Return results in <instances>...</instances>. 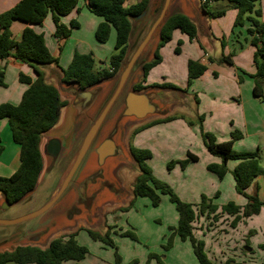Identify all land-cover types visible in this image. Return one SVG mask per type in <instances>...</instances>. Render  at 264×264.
Here are the masks:
<instances>
[{
	"label": "crops",
	"instance_id": "crops-1",
	"mask_svg": "<svg viewBox=\"0 0 264 264\" xmlns=\"http://www.w3.org/2000/svg\"><path fill=\"white\" fill-rule=\"evenodd\" d=\"M20 1L21 0H0V15L13 8ZM139 1L140 0H135L129 4H127L126 1L125 5L131 6ZM161 3L162 0L150 1L149 10L146 11V15L143 17L142 27L133 31V35L129 42L127 56L134 51L148 31L152 24L155 11ZM78 8L79 10L75 9L61 20V22L67 27H70L73 22H76L78 25L72 30L70 37L66 40L59 39L55 36L56 27L52 14L47 16L43 25L33 26L36 33L44 36L46 45L51 54L58 58V65H46L41 67V71L44 73V79L46 83L51 84L58 89L61 99L66 102V106L61 110L60 119L57 125L50 131L44 133L41 138L40 150L44 162V168L38 184L42 187L50 185L58 175L59 170L65 164L73 147L80 142L82 136L88 129L91 120L107 98L115 82V78H113L89 89V91L98 89V94L92 105L87 109H84L83 107L84 110H82L79 99H77V94L81 92L78 86L75 84H67L62 81V70H66L69 67L76 53L91 54L94 58L100 59V52L96 53L94 51L96 46L93 43V39L97 27L103 19L91 13L86 8L84 0H79ZM255 9L261 12L260 20L264 21V0H260ZM173 13L183 14L195 23L198 29L197 38L191 40L180 30H175L170 42L158 50V44L160 42L159 34L144 52V60L141 58L140 67L135 71L129 82V84H131V92L148 95L151 102L156 107L155 113L147 115L143 119H139L134 115H126L125 104V106L121 107L119 112L116 113L114 120L110 123L109 120L108 122H105L100 134L101 139L98 144L118 127L117 134L120 137L126 135V142L129 149L134 130L146 126L153 121L164 120L178 115L184 117V119L185 117H188L192 121L195 120L199 122L200 117H203L201 123L203 130L212 133L216 137V141L219 143L229 141L233 132H240L242 137L234 142V150H237L240 153L259 151L261 156V167L264 170V104L261 102L264 99H259L254 96L253 89L255 86V80L251 77L257 72L254 63L256 48L250 42V35L246 34V31L243 28L234 27L238 13L237 10L229 9L224 16L211 19L208 18L206 13L202 10L200 0H173L167 16ZM248 23L251 25L250 22ZM85 24L88 25L87 29H85ZM26 26L27 24L21 21L13 22L11 31L15 40L21 39ZM84 30L88 32V35L83 33ZM73 39L77 40V43L74 45L72 44ZM178 42L182 44L181 49L179 48V53L177 52V49H175ZM174 51L176 52L175 54ZM156 52L161 56L162 61L148 72L146 82H142L144 77L142 66L145 63L153 61ZM223 55L230 57L233 65L220 63L219 59ZM170 59L173 60L174 68L180 70L183 82L186 80L187 83L188 62L190 60L198 61L207 67L205 73L201 77L195 79L192 83L193 88L197 91L191 92L190 90H187L186 92H183V94L180 95L182 98H175L176 102H171L170 99L164 95L165 89L154 87L153 83H151L154 82V80H157L156 78H159L160 82H172L169 81L171 80L170 78H177L178 72L176 70L164 68L166 61ZM100 62V66H95L96 69L109 67V65H105L103 61ZM0 70H4L5 83V86L0 87V105H18L22 100L23 94L28 89V85L20 81V75L23 74L34 81L37 79L36 72L29 65L16 60L13 57L0 59ZM141 82L146 89L141 92L135 91L133 87ZM261 87L264 98V80H261ZM198 88H200V91H198ZM191 97L193 99H191L190 103ZM184 98H186V101L188 102L187 104H185L186 102L183 100ZM186 112L191 113L192 115L189 116ZM120 116H123L122 119L119 118ZM184 119L178 118L175 120L178 121L179 142H188L186 146H192L197 143L204 144L200 133V125L188 128ZM130 123L132 124L126 129L125 125ZM147 131L144 129L140 132L141 134H136L133 137L134 144L132 145L140 148L143 140L140 141L137 137L142 135V133L146 134ZM1 132H6L8 137L10 136L9 134H11V140H13L9 121L7 119H0V136L2 134ZM146 137L147 135L143 138ZM13 142L14 141L9 142L11 147H13L12 153L9 152L7 155H5V147L1 144L4 151L0 154L1 177L12 176L20 166V161H18L20 157V147ZM204 148L206 153L211 155L207 151L205 145ZM54 149H56V151ZM140 149H142V147ZM55 152H57L56 156L54 155ZM188 152L197 155L192 149L181 150L183 156H187ZM151 159L148 160V165ZM212 162L220 164L222 160L221 158L217 159V157H209V163H206V166L214 164ZM128 163L137 164L133 157L129 158L127 156L126 159L123 160H120L119 157H111L106 160L102 167H100L96 153L92 152L85 160L78 178V182H82L83 179L92 176L100 169L103 170V174L98 181L95 184H90L87 189V198L92 201L91 208L85 206L84 203L78 202V194L73 187L61 202L42 218L39 223L40 226L50 225L52 228L41 242L33 246L41 247L42 244L46 243L50 237L59 230H62L63 232L53 239L77 232L81 228L91 229L101 232L102 234V231L100 230H106L109 224V215H115L116 212L119 213L121 211L120 209L127 207L133 199V191L131 187L129 189H124L125 193H122L121 195L114 193L115 191L113 190L114 188L122 190L120 184L115 185L114 183L115 178H113L112 175L113 170H118L119 176L121 177L122 174H124L123 169L125 168V164ZM237 165L238 162H234L233 165L230 161L228 162V167H230L231 171L234 170ZM190 166L191 164L188 165V168ZM138 175H136V177ZM225 178L220 180L215 175L207 176L204 180V177L202 179L196 177L190 182L192 187H189V189L195 190V194L197 193V190L203 189L209 200L214 198L217 192L221 198L223 195L222 187ZM218 183L221 184L219 185ZM108 188L113 192H108V190H106ZM247 191H249L248 195L257 196L260 201L264 202V176H258ZM200 193L201 191H198V194H196V200L185 202L200 204L202 197V193ZM242 197L244 196L238 194L236 188L232 185V193L230 199H228V203L234 202L236 205L244 207L248 200L244 197V201ZM140 198L143 197L137 198L136 201ZM4 200L5 196L0 193V203ZM209 200L207 202H209ZM220 208L221 206L219 205V210ZM76 211L78 213H75ZM100 211H102V213H98ZM262 212H264V207H262L259 215L252 216L249 218V221L261 216ZM221 220L227 224L233 220V217L223 215ZM243 222H245V220ZM99 223L103 224L102 227H99ZM227 236L228 238L226 239L227 242L225 248H231V252L234 253L233 256L240 261L239 264L243 263L244 259H248L249 252L255 253L254 249L251 250L248 246L245 249L243 247L244 245L240 246V244L235 241V237H237L236 234L233 235V233H230ZM76 238L77 240L81 238L83 246H87L89 249H91V246L95 248L97 247V249H106L103 247L104 244L102 242L92 240L85 231H80ZM175 242L177 244L178 239H176ZM13 249L14 248H11L9 251ZM220 253V258L225 256L221 250ZM215 262L217 264L224 263L218 259H216ZM63 264H76V262L67 261ZM78 264H114V254L111 253L110 256L104 257V255L100 253L89 250V254ZM122 264L125 263L122 262ZM152 264L154 263L152 262ZM244 264H246V262H244Z\"/></svg>",
	"mask_w": 264,
	"mask_h": 264
},
{
	"label": "trees",
	"instance_id": "trees-1",
	"mask_svg": "<svg viewBox=\"0 0 264 264\" xmlns=\"http://www.w3.org/2000/svg\"><path fill=\"white\" fill-rule=\"evenodd\" d=\"M126 1L84 0L86 8L103 19L95 33L98 42L106 43L112 29L115 30V53L110 60L109 67L104 69L95 68L96 60L93 55L76 53L69 67L62 70L64 83L75 84L80 91H85L118 76L128 55L133 31L136 30L134 21L149 10L151 0H140L131 6H126ZM259 1L200 0V3L208 18H219L224 16L229 9H235L238 13L234 27L250 22L248 34L251 37V44L256 48L254 63L257 69L256 74L251 76L255 80L253 93L255 97L264 99L261 87V80H264V21L260 20L261 12L255 9ZM78 3L79 0H21L13 8L0 15V59L13 57L29 65L37 74V79L34 81L30 77L20 75V81L27 84L28 89L18 105H0V119L9 121L13 141L20 147L18 170L10 177L0 176V193L5 196L9 204L20 201L37 186L44 168L40 150L42 135L57 125L61 110L66 106V102L61 99L58 89L46 83L44 73L41 71L43 66L58 65V58L51 54L44 36L36 33L33 26L43 25L47 16L52 14L56 27L55 36L62 40L68 39L72 30L78 25L73 22L70 27H67L61 20L75 9L79 10ZM14 21L27 24L20 40H15L11 31ZM175 30H180L191 40L197 38L198 29L195 23L183 14L173 13L167 16L165 20L160 33L158 50L170 42ZM177 52L179 53V49ZM161 61V56L156 52L154 60L142 66L144 74L142 82H146L148 72ZM219 62L233 65L231 58L224 55L219 59ZM206 70L205 65L190 60L188 62V87ZM142 82L136 84L133 89L138 92L146 89ZM3 86H5L4 70H0V87ZM175 119L176 116H173L163 121L168 122ZM202 121L203 117H200L201 134L207 151L222 160L220 164H209L207 170L223 180L229 172L228 162H238L232 174L236 183V191L248 200L247 204L241 207L234 202H229L219 210V206L213 203V200L219 197V193L210 200L203 195V201L200 204L182 201L168 184L155 177L148 165V160L152 158L151 151L137 148L131 144L130 153L138 165L140 174L132 186L133 199L127 207L120 210H131L139 197L149 198L154 206H158L161 195H168L171 202L175 204L179 217L178 226L175 229L176 234L183 242L190 241L192 243L195 256L200 264H217L208 259L204 252V243L195 239L194 223L199 216L206 214L214 222H217L223 215H228L233 217L231 226L235 228L238 222L259 215L262 207H264V202L260 201L257 196H250L246 192L258 176H264V170L261 167L259 151L240 153L234 150V142L242 137L240 132H233L229 141L218 143L212 133L203 130ZM155 123L152 122L137 128L134 130L132 138ZM157 123L159 122L157 121ZM2 151L3 146L0 139V154ZM198 161L197 155L188 152L186 159L181 161V165L186 167L189 163ZM211 215L213 217H210ZM80 231H85L93 240L114 248V264H122L117 246L111 238L112 227L110 226H107L104 234L81 228L77 232L51 240L46 248L28 245L18 246L11 251L0 252V264H63L67 261H74L78 264L89 254V249L81 245L76 238ZM124 235L136 239L133 233L128 232ZM246 245L249 246L247 243ZM153 256L159 261V257L156 255H151L150 258ZM159 264L164 263L159 261ZM223 264L239 263L229 258Z\"/></svg>",
	"mask_w": 264,
	"mask_h": 264
},
{
	"label": "rangeland",
	"instance_id": "rangeland-1",
	"mask_svg": "<svg viewBox=\"0 0 264 264\" xmlns=\"http://www.w3.org/2000/svg\"><path fill=\"white\" fill-rule=\"evenodd\" d=\"M134 1L135 0H127V4ZM142 23L143 18L140 20L136 19V21H134L136 29L141 28ZM237 27L243 28L246 31V34H248V28L250 27V25L248 22H246L245 25ZM87 28L88 25L85 24V29ZM111 32L112 34H110V37L106 43H99L96 39V35L94 36L93 43L96 46L94 48V51L96 53L100 52L99 55L101 59L100 60L98 58H95L97 66H100V61H103L105 65H109L110 60L115 53L116 32L114 29H112ZM83 33L88 35V32L85 30L83 31ZM76 43L77 40L73 39L72 44L74 45ZM181 46L182 44L178 42L175 49H181ZM175 53L176 52L174 51V54ZM142 58L144 60V56ZM164 68H171L176 70L173 66V60L171 59L166 61ZM176 71L178 72L177 78H170L171 80H169L172 82H160L159 78H156L157 80L151 82L153 83L154 87L165 89L164 95L169 98L171 102H176V97H178V99L182 98L180 97V95H182L183 92H186L187 90H190L191 92L197 91L193 88L192 85L188 87L186 80L183 82L182 74L178 68ZM198 91H200V88H198ZM128 92H131V84H128V86L126 87L119 102L115 105L112 113L110 114V117L107 119V122L109 120L110 123L112 120H114L116 113L119 112L121 107L125 106L124 100ZM191 99L193 98H190V103ZM183 100L186 102H184L185 104L188 103L186 101V98H184ZM263 101H261L262 104H264ZM187 112V115H192L191 113ZM122 117L123 116H120L119 118L122 119ZM178 118L184 119V117H180L177 115L175 120H177ZM175 120L168 122H165L163 120L153 121L156 123L150 128L145 129L146 131L148 130L147 133H142V135L137 138L140 141L143 140V142H141L142 149H149L152 153V159L150 160L149 165L154 172L155 177L158 180L168 184L173 192L182 201L185 202L196 200V194H198V191H201L202 194H200L202 196L204 195L208 198L203 189L197 190L196 194L195 190L189 189V187H192L190 185V182L196 177L199 179H202L204 177L205 180L207 176H215L214 174L207 171L206 163H209V157L215 158L217 156L208 155L205 151L204 144L197 143L193 144L192 146H186L188 142H179L178 121ZM184 120L187 123L188 128L200 125L199 122L195 120L192 121L188 117H185ZM157 121L159 123H157ZM131 124L132 123L126 124L125 128L128 129ZM117 129L118 127L110 134L112 135V137L116 136V144L119 148L118 154L116 156L119 157L120 160L126 159L127 156L129 158H132V155L127 146L125 137L126 135H123L122 137L118 136ZM1 133L2 134L0 136V139L1 144L5 147V155L9 154V152L12 153L13 147H11V144L9 143L13 141L11 140V134H9L10 136L8 137V134H6V132ZM146 135L147 137L143 138ZM100 139L101 138H98L96 143L99 142ZM131 144H134L133 138ZM184 149H192L194 153L197 154L200 158L199 162L189 163L191 164L189 168V164L186 167H182L181 161L186 159V156H183V154H181V150ZM218 158L219 157H217V159ZM18 161H20V157ZM230 162L232 165L234 164L233 161ZM228 169L229 172L222 187L223 195L221 198L219 197L213 200V203L216 202L214 204L218 206L220 205L221 207L228 203V199H230L232 193V185L235 188L234 177L232 174L233 170L231 171L230 167H228ZM123 173L124 174H122V176L120 177L118 170L115 169L112 172L113 178H115V185L120 184V186L122 187V190H117L116 188H114V193L120 195L122 193H125L124 189H129L130 187L132 188L136 179V175L140 174V170L137 164L128 163L125 164ZM218 184L220 185L221 183ZM106 190H108V192H113L109 188ZM246 193L248 194L249 191H247ZM242 198L243 200L245 199L244 197ZM202 201L203 197H201V203ZM98 213H102V211ZM210 217H213V215H211ZM178 220L179 217L175 204L171 202L168 195H161V201L158 206H154L149 198H140L134 203V206L130 211H120L119 213L116 212L115 215H109L108 226L112 227V240H115L118 253L121 256L122 262H124L125 264H152V262L154 264H159V261H162L164 264H200L195 256L192 243L190 241L182 242L179 236L176 234L175 229L178 226ZM231 222L225 224V222H223L221 218L217 222H214V220L209 218L207 214L199 216V218L196 220V223L194 225V236L197 241H201L204 243V252L208 256V259L212 263H216V259L223 262H225L229 258L234 259L235 261L237 260L233 256L234 253L231 252V248H225L227 242L226 239L228 238L227 235L233 233V235H237V237H235V241H237L240 246L244 245L243 247L245 249L247 247V243L249 244V249H254L255 251V253L249 252L248 259H244L243 263L240 264H244V262H246V264H264V212H262L261 216L251 219L250 221L248 218L245 220V222H243V220L238 222L235 228L231 226ZM99 224L98 226L102 227L103 224ZM106 230L101 229L100 231H102V234H104ZM62 232V230H59L54 235H52L46 243L41 245V248H46L50 241ZM128 232L133 233L136 236V239H132L130 236L124 235ZM176 239H178L177 244L175 242ZM78 242L83 245V241L81 238L78 239ZM103 247H105L106 249H97V247L95 248L93 246H91V249H89L88 247L87 248L90 251H95L104 255V257L110 256L111 253L114 254L115 249L111 246L104 244ZM220 250L225 254V256L222 258H220ZM151 255L158 256L159 261L154 256L150 258ZM239 262L240 261H238V263Z\"/></svg>",
	"mask_w": 264,
	"mask_h": 264
},
{
	"label": "water",
	"instance_id": "water-1",
	"mask_svg": "<svg viewBox=\"0 0 264 264\" xmlns=\"http://www.w3.org/2000/svg\"><path fill=\"white\" fill-rule=\"evenodd\" d=\"M172 2L173 0H162L161 5L156 9L151 26L134 51L127 56L120 73L115 78L110 93L91 120L80 142L73 147L53 182L43 187L37 183L33 191L14 204H9L6 199L0 203V252L9 251L11 248L18 246L35 245L41 242L52 227L50 225L40 226V221L61 202L73 187L78 194V202L84 203L87 207L90 204L88 207L90 208L92 201L86 195L88 186L98 181L103 174V170L100 169L92 176L83 179L82 182H78L80 172L85 160L92 151L96 153L100 167L105 164L107 159L117 157L119 148L115 142V137L109 135L99 144L96 141L100 138L105 122L120 100L130 79L140 67L144 52L161 33ZM145 15L146 12L136 19L140 20ZM97 94L98 89L85 90L77 94L82 110L92 105ZM124 101L126 104V115H134L139 119H143L156 111L155 105L147 94L130 92L127 93ZM54 150L56 151V149ZM56 153L54 154L55 156L57 155ZM75 213L78 212L76 211Z\"/></svg>",
	"mask_w": 264,
	"mask_h": 264
}]
</instances>
